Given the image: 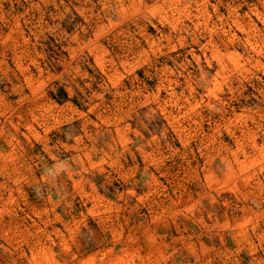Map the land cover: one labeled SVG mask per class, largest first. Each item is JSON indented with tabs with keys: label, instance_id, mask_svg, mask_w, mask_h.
<instances>
[{
	"label": "rangeland",
	"instance_id": "rangeland-1",
	"mask_svg": "<svg viewBox=\"0 0 264 264\" xmlns=\"http://www.w3.org/2000/svg\"><path fill=\"white\" fill-rule=\"evenodd\" d=\"M0 264H264V0H0Z\"/></svg>",
	"mask_w": 264,
	"mask_h": 264
},
{
	"label": "crops",
	"instance_id": "crops-1",
	"mask_svg": "<svg viewBox=\"0 0 264 264\" xmlns=\"http://www.w3.org/2000/svg\"><path fill=\"white\" fill-rule=\"evenodd\" d=\"M72 146H73V143H72ZM126 163H127V162H126ZM74 167H75V166H74ZM253 191H254V190H252L251 192L253 193ZM254 192H255V191H254ZM255 194H256V193H255ZM259 195L261 196L262 193H260V194H256L255 197H257V196H259ZM260 210H261V208H260V206H259V208H257L255 211H256V212H259ZM251 262H252V261H251Z\"/></svg>",
	"mask_w": 264,
	"mask_h": 264
}]
</instances>
